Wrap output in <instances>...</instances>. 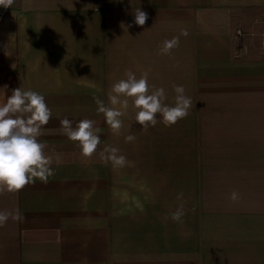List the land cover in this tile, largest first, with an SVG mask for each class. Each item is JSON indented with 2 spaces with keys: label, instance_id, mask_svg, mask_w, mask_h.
<instances>
[{
  "label": "crops",
  "instance_id": "crops-1",
  "mask_svg": "<svg viewBox=\"0 0 264 264\" xmlns=\"http://www.w3.org/2000/svg\"><path fill=\"white\" fill-rule=\"evenodd\" d=\"M138 8L144 25L127 27ZM127 71L169 104L183 85L188 115L143 130L129 101L113 134L94 97L107 104ZM18 87L52 111L39 140L54 175L0 191L12 214L0 264H264V0H14L0 25V103ZM65 117L95 122L90 158L61 134ZM105 145L131 163L102 162Z\"/></svg>",
  "mask_w": 264,
  "mask_h": 264
},
{
  "label": "clouds",
  "instance_id": "clouds-1",
  "mask_svg": "<svg viewBox=\"0 0 264 264\" xmlns=\"http://www.w3.org/2000/svg\"><path fill=\"white\" fill-rule=\"evenodd\" d=\"M12 0H0V6L9 7ZM147 19L145 12L139 8L134 11V19L127 27L142 26ZM181 35L187 36L182 30ZM179 44V37L164 40L159 53L168 55ZM173 102L166 103L167 95L163 87L150 85L147 74L137 78L132 71L125 73V78L114 82L107 94V104L104 100L94 97L96 111L102 114L105 124L113 134H120L123 126L122 117L131 108L135 112L134 122L143 130L154 127L157 123L170 127L188 115L192 107L191 98L186 95L183 85H174ZM52 117L43 94L20 87L12 90L5 102L0 103V191L9 193L18 192L26 185L37 181L47 183L54 175L53 155L45 153V145L39 140L44 126ZM91 119L78 120L73 126L72 120L67 117L60 120V132L67 140L79 148L80 154L90 158L101 143L98 130ZM136 137L128 134L124 137L126 143L135 141ZM101 161L111 164L113 168H123L131 162L120 154L117 147L105 145L100 153ZM60 155H55V163L59 165ZM183 193H177L181 199ZM238 194L233 192L231 199L235 201ZM11 213L0 211V224L6 222ZM184 215L180 205L170 213L174 222H180ZM17 219L18 215L12 216Z\"/></svg>",
  "mask_w": 264,
  "mask_h": 264
},
{
  "label": "built area",
  "instance_id": "built-area-1",
  "mask_svg": "<svg viewBox=\"0 0 264 264\" xmlns=\"http://www.w3.org/2000/svg\"><path fill=\"white\" fill-rule=\"evenodd\" d=\"M14 0H12V3L9 5V7H3V6H0V25L3 21V19L5 18L6 14L9 12L12 4H13ZM242 34V32L240 30H237L236 31V35L237 36H240Z\"/></svg>",
  "mask_w": 264,
  "mask_h": 264
}]
</instances>
